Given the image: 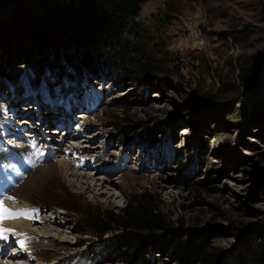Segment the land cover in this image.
<instances>
[{
  "label": "rangeland",
  "instance_id": "rangeland-1",
  "mask_svg": "<svg viewBox=\"0 0 264 264\" xmlns=\"http://www.w3.org/2000/svg\"><path fill=\"white\" fill-rule=\"evenodd\" d=\"M141 10L144 44L161 72L140 81L36 72L33 85H13L10 76L36 69L52 50L17 47L6 39L11 9L0 15V135L26 121L19 131L39 139L21 150L7 142L15 133L0 139L2 195L26 200L35 213L28 215L33 235L0 220L8 237L0 263L93 264L82 255H99L120 232L99 238L76 210L120 214L142 193L166 229L201 234L216 254L237 251L250 229H264V0H148ZM52 107L66 112L48 117ZM40 116L55 126L43 127ZM148 134L160 146L151 147ZM74 145L80 152L72 154ZM71 161L76 166L60 170ZM71 173L91 177L89 189Z\"/></svg>",
  "mask_w": 264,
  "mask_h": 264
},
{
  "label": "trees",
  "instance_id": "trees-1",
  "mask_svg": "<svg viewBox=\"0 0 264 264\" xmlns=\"http://www.w3.org/2000/svg\"><path fill=\"white\" fill-rule=\"evenodd\" d=\"M147 1L0 0V15L11 9L13 19L6 39H17V47L30 42V47L39 55L47 48L52 50L45 54L49 57L39 61L36 69H15L10 76L11 84L33 85L36 72L44 78L54 77L58 72L69 77L99 79L106 75L138 81L150 73L161 72V59L152 60L150 49L144 44L147 28L140 14ZM261 72L264 76V68ZM146 136L153 140L151 147L162 143L155 140L156 136ZM152 149L160 152V149ZM165 151L170 153V158L176 159L171 149ZM183 170L184 175L191 172L187 166ZM139 196L120 214L100 213L90 208L76 210L89 232L97 237L120 232L103 246L99 255L91 256L88 252L82 256L94 261L93 264H107L110 258L123 264H161L163 259L175 264H264L262 227L250 229L237 251L216 254L206 246L201 234L185 237L166 229L162 215L153 208L151 195L142 193ZM69 210L73 209L69 207Z\"/></svg>",
  "mask_w": 264,
  "mask_h": 264
},
{
  "label": "bare ground",
  "instance_id": "bare-ground-1",
  "mask_svg": "<svg viewBox=\"0 0 264 264\" xmlns=\"http://www.w3.org/2000/svg\"><path fill=\"white\" fill-rule=\"evenodd\" d=\"M29 107V106H27ZM40 108V107H39ZM30 109V108H29ZM41 109V108H40ZM34 110V109H33ZM33 115V112H31ZM22 115V114H21ZM30 115V114H29ZM50 117V116H48ZM40 121H42V124H43V127H47L48 128V124H52L55 126V124L53 122H55V118L52 119L54 120L53 122H48V120H43V116H40ZM77 118V117H76ZM46 119V118H45ZM26 121H22V124H26L25 123ZM48 122V124H47ZM61 123V122H60ZM20 124L22 127H24V124L22 125ZM59 130H58V128ZM57 129H54V130H58L59 132H61L63 128H65L63 125L61 126H56ZM79 131H81V129H79ZM57 132V131H56ZM55 132V133H56ZM183 135L186 134L185 131L182 132ZM11 135V134H9ZM11 137V136H10ZM38 139H36L37 141ZM62 146V145H60ZM74 149V151L72 152V154H75L76 152H80V149L77 148V146L74 145V148H72V150ZM74 156V155H73ZM82 164V163H81ZM74 167L76 166V163H73L72 161L70 163L68 162H64L63 164L61 163H58V166L60 167V170L63 171V169L67 170L69 166ZM70 168V167H69ZM71 175H74L75 178L78 179V181L81 183V187L84 189V191H87V189H89V185H88V182L87 180L91 179V177L89 178V176H85L84 175H76V174H73L71 173ZM88 185V186H87ZM96 186H98L96 184ZM99 187H101V190H105V187H106V182L105 183H102L101 185H99ZM100 190V191H101ZM4 193V192H3ZM4 195V194H3ZM2 195V190H0V201H2V207H0V220L5 227L9 228V226L6 224V223H9L10 225L12 226H16V225H24V228H23V231H27V232H23L26 236L27 235H33L31 234V229H30V220L28 219L30 215V207L31 206H34L33 204H30L29 202H27L26 200L24 199H19V198H15L14 196H10L9 198H4V196ZM6 196V195H5ZM18 200H21V202H19ZM20 208H23L24 210L21 211ZM19 212V213H18ZM18 213V214H17ZM32 214H35V213H32ZM6 221V222H5ZM3 228V227H2ZM1 228V229H2ZM12 230V229H10ZM22 230V229H21ZM13 232V231H12ZM16 232V231H15ZM18 232V231H17ZM30 232V233H29ZM50 233V231L45 228L44 231L42 232L43 235H48ZM12 236V235H11ZM20 236V235H19ZM14 240L12 241H9V242H6V245L7 246H4L3 249V252L5 251L4 249H7V247L9 248L12 244H13ZM2 243V242H1ZM5 243V242H4ZM9 245V246H8ZM1 249V250H2ZM23 249V248H22ZM26 251V250H25ZM24 253V250L21 251ZM21 252H15V253H12L10 254V258L11 259H18V256H24ZM0 256H2V252L0 251ZM23 258V257H22ZM2 261V260H1ZM13 263H14V260H12ZM12 263V262H11ZM11 263H7V264H11ZM2 264V263H0Z\"/></svg>",
  "mask_w": 264,
  "mask_h": 264
},
{
  "label": "snow or ice",
  "instance_id": "snow-or-ice-1",
  "mask_svg": "<svg viewBox=\"0 0 264 264\" xmlns=\"http://www.w3.org/2000/svg\"><path fill=\"white\" fill-rule=\"evenodd\" d=\"M0 207H2V201H0ZM7 239H8V237L4 236L2 234V231H0V240H5L6 241ZM18 243H19L20 247H23V245H24V241L23 240L19 241Z\"/></svg>",
  "mask_w": 264,
  "mask_h": 264
}]
</instances>
